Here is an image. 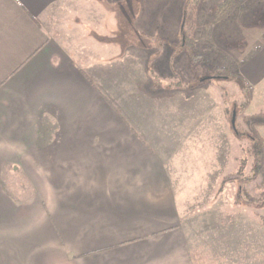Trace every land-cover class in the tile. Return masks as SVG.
Returning a JSON list of instances; mask_svg holds the SVG:
<instances>
[{"label": "crops", "instance_id": "0c3cea01", "mask_svg": "<svg viewBox=\"0 0 264 264\" xmlns=\"http://www.w3.org/2000/svg\"><path fill=\"white\" fill-rule=\"evenodd\" d=\"M232 2L246 31H264V0ZM124 3L0 0V264H222L181 225L160 146L173 136L120 115L114 92L140 86L123 50L108 60L125 15H140ZM253 47L241 73L255 86L264 38ZM248 237L227 264H253Z\"/></svg>", "mask_w": 264, "mask_h": 264}, {"label": "rangeland", "instance_id": "374dc122", "mask_svg": "<svg viewBox=\"0 0 264 264\" xmlns=\"http://www.w3.org/2000/svg\"><path fill=\"white\" fill-rule=\"evenodd\" d=\"M124 1L126 12L139 7L140 15H125L124 31L117 37L124 44L110 45L108 60L123 50L126 69L140 72L135 80L140 86L132 88L127 78L124 90L114 92L124 108L121 117L155 121L161 126L149 133L173 136L172 143L160 146L169 153L181 225L192 241L200 234L206 248L220 247L221 263L227 264V250L241 251L249 234L252 263L264 264V200L248 205L245 196L260 200L263 191L244 123L264 114V83L254 86L241 73L264 31L248 32L244 20L235 21L233 0ZM220 69L237 77L216 79ZM234 114L239 136L232 126ZM170 121L173 126H166ZM261 134L264 138V129ZM231 258L241 260L240 254Z\"/></svg>", "mask_w": 264, "mask_h": 264}, {"label": "trees", "instance_id": "16d2710c", "mask_svg": "<svg viewBox=\"0 0 264 264\" xmlns=\"http://www.w3.org/2000/svg\"><path fill=\"white\" fill-rule=\"evenodd\" d=\"M230 3H232L230 1ZM189 45V44H188ZM190 49H192L193 45L190 44ZM233 77H237V75L227 73L224 69H220L218 71V76L215 77L216 79H224L229 80ZM239 78V77H238ZM244 123L247 126V132L249 133L251 147H250V154L254 158V165L253 171L257 174L260 178V189L263 191L261 192L260 200H256L254 197L246 194L247 203L248 205L259 204L261 200H264V138L258 132V128L264 127V114H258L251 117H247L244 119ZM236 135H240V132L236 129ZM237 204L239 202L236 201ZM262 224L264 226V217H260Z\"/></svg>", "mask_w": 264, "mask_h": 264}, {"label": "water", "instance_id": "95a60500", "mask_svg": "<svg viewBox=\"0 0 264 264\" xmlns=\"http://www.w3.org/2000/svg\"><path fill=\"white\" fill-rule=\"evenodd\" d=\"M232 126H233L234 130H236V114H234V116H233Z\"/></svg>", "mask_w": 264, "mask_h": 264}]
</instances>
